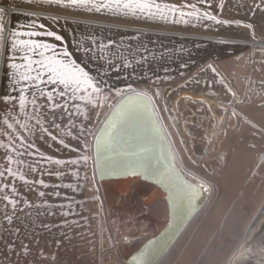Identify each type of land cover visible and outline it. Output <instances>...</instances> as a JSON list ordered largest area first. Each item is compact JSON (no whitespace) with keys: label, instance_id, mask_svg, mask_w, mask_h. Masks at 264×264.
I'll use <instances>...</instances> for the list:
<instances>
[{"label":"rangeland","instance_id":"obj_1","mask_svg":"<svg viewBox=\"0 0 264 264\" xmlns=\"http://www.w3.org/2000/svg\"><path fill=\"white\" fill-rule=\"evenodd\" d=\"M126 3L0 0V264H126L117 212L166 198L96 178L94 137L130 91L211 192L163 264H231L264 206V0ZM150 212L137 246L163 227Z\"/></svg>","mask_w":264,"mask_h":264},{"label":"water","instance_id":"obj_2","mask_svg":"<svg viewBox=\"0 0 264 264\" xmlns=\"http://www.w3.org/2000/svg\"><path fill=\"white\" fill-rule=\"evenodd\" d=\"M93 157L98 181L140 179L166 196L168 223L126 259V264H163L198 217L202 190L180 164L149 94L135 90L118 99L97 130Z\"/></svg>","mask_w":264,"mask_h":264},{"label":"bare ground","instance_id":"obj_3","mask_svg":"<svg viewBox=\"0 0 264 264\" xmlns=\"http://www.w3.org/2000/svg\"><path fill=\"white\" fill-rule=\"evenodd\" d=\"M189 179H191L194 183L200 185L201 190H202V197L199 201V204L203 207L204 206L203 203L207 202V198H208V196H210L211 192L210 193L206 192L209 189L207 188L206 184L203 181L200 182L199 180L193 178L190 175H189ZM122 180H127V181H132V182L142 181L140 179L120 178V179L102 180V181H99V184L103 185V184L108 183V182H117V181H122ZM142 182H146V181H142ZM147 183H149V182H147ZM150 184H152V183H150ZM202 199H203V201H202ZM166 207H167V213L165 210ZM151 210L157 211V215L155 217L161 219L160 225L163 226L154 235H152V236H155V235H158L162 229H164V227L166 226V224L169 221V211H168V204H167L166 198L163 197V199H158L156 201V203L153 204V206L151 208L149 207L147 209L148 213H151L150 212ZM142 212H144V211H142ZM117 213H118V217H120V219H121V222L116 223V225H114L115 231L118 232L117 233L118 238L116 240L115 245H116L117 249L121 250L123 247V245L120 244L121 242H123L122 240L126 239L129 241L128 244H130V239L127 238L128 235H126V232L132 226L131 225L132 216L135 217L137 215L138 211L131 214V218H128L125 220H123V218H122V216L125 215V213L120 212V211H118ZM151 225L152 224L149 225V228ZM159 226H157V227H159ZM152 236H150L147 239H145L144 241L140 242V244L138 246L136 245L134 247L135 250L133 252L137 251L144 244V242L149 240ZM135 243L138 244L139 242H135ZM133 252H131V254ZM131 254H129L125 257L128 258ZM231 264H264V206L261 208V210H260L258 216L256 217L253 225L250 227V230L248 232L246 239L243 241L242 245L240 246V249L238 250L236 255L233 257Z\"/></svg>","mask_w":264,"mask_h":264},{"label":"built area","instance_id":"obj_4","mask_svg":"<svg viewBox=\"0 0 264 264\" xmlns=\"http://www.w3.org/2000/svg\"><path fill=\"white\" fill-rule=\"evenodd\" d=\"M206 192L210 193L209 190H207ZM148 216H152L150 213H148V211L144 213V218L138 221H137V215L135 217L132 216L131 225L132 227H136V232H126L128 235L127 238L130 239V244L139 242L141 240V237L144 236V233L146 232L145 230L149 228V225L150 224L153 225V221H151Z\"/></svg>","mask_w":264,"mask_h":264},{"label":"snow or ice","instance_id":"obj_5","mask_svg":"<svg viewBox=\"0 0 264 264\" xmlns=\"http://www.w3.org/2000/svg\"><path fill=\"white\" fill-rule=\"evenodd\" d=\"M115 3H119L120 0H114ZM143 2V0H128V3L125 4V7H129L132 4H136L137 6H139L141 3ZM70 3L72 5H80V6H84L87 3H89V0H70ZM107 6V5H104ZM2 26H0V31H2Z\"/></svg>","mask_w":264,"mask_h":264},{"label":"flooded vegetation","instance_id":"obj_6","mask_svg":"<svg viewBox=\"0 0 264 264\" xmlns=\"http://www.w3.org/2000/svg\"><path fill=\"white\" fill-rule=\"evenodd\" d=\"M132 245H134V247H135L137 244H136V243H134V244H132ZM134 247H133V248H134Z\"/></svg>","mask_w":264,"mask_h":264}]
</instances>
